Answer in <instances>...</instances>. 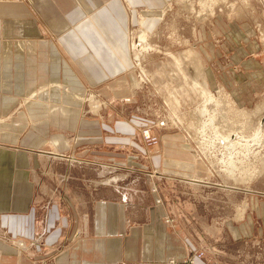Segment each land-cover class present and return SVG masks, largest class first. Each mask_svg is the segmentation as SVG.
Wrapping results in <instances>:
<instances>
[{"label": "crops", "instance_id": "crops-1", "mask_svg": "<svg viewBox=\"0 0 264 264\" xmlns=\"http://www.w3.org/2000/svg\"><path fill=\"white\" fill-rule=\"evenodd\" d=\"M165 4L0 0V84L7 91L0 86V264H159L185 258L188 248H209L195 235L204 230L172 229L164 221L168 208L157 203L165 182L200 176L181 132L160 130L161 153L146 161L130 156H147L134 138L148 121L131 113L142 87L127 72L126 31ZM86 88L108 105L101 117L83 115ZM40 90L75 109L52 120L48 98L29 100ZM68 123L75 129L61 127ZM52 137L65 142L58 148ZM17 241L26 250L18 253Z\"/></svg>", "mask_w": 264, "mask_h": 264}, {"label": "rangeland", "instance_id": "rangeland-1", "mask_svg": "<svg viewBox=\"0 0 264 264\" xmlns=\"http://www.w3.org/2000/svg\"><path fill=\"white\" fill-rule=\"evenodd\" d=\"M162 7L149 10L126 31L131 62L127 72L132 70L134 82L142 87L131 113L148 121L134 138L146 148L147 156H130L146 161L161 153L160 130L181 132L192 147L200 176L195 177L197 182H165L157 203L168 208L164 221L172 229L195 225L204 230L195 235L209 248H188L183 259L170 256L155 263L264 264V0H166ZM10 28L2 27L1 32ZM28 69L25 65L22 70ZM0 86L6 93L3 81ZM43 91L29 100L41 98L31 102L41 105L48 98L46 114L52 120L63 118L65 108L75 109ZM82 101V113L88 116L101 117L108 107L95 90L87 88ZM201 110L207 112L202 116ZM66 125L61 127L75 129ZM258 128L261 140L252 142ZM59 134L67 136V144L71 142L72 137ZM233 135L239 144L228 146L222 139ZM53 137L51 143L58 148L65 142L55 143ZM157 176L156 172L153 179ZM160 185L152 192L159 193ZM17 242L13 245L18 253L20 247L26 250L25 242Z\"/></svg>", "mask_w": 264, "mask_h": 264}, {"label": "bare ground", "instance_id": "bare-ground-1", "mask_svg": "<svg viewBox=\"0 0 264 264\" xmlns=\"http://www.w3.org/2000/svg\"><path fill=\"white\" fill-rule=\"evenodd\" d=\"M145 37H146V35H145ZM144 40H145L144 37H141V40H140V41H141V42H144ZM136 48H137V45L134 43V44H133V49H134L135 51H136ZM134 50H133V51H134ZM139 50H140V49H139ZM210 99H211V98H210ZM205 112H207V110H201V112H200L201 114H200V115L203 116V115L205 114ZM209 118H211V117H209ZM209 123H210V122H209ZM205 127H207V126H205ZM262 127H263V124H262V126H261V124H260V128H262ZM212 128H213V127H212ZM260 130H262V129H259V128L257 129V133H256V135H255V136L253 135V136H254V139H253L252 142H254V141L258 142V140H259V142H260L261 139H258V137H259V133L261 134V131H260ZM148 132H149V131H148ZM263 134H264V132H263ZM263 134H262V135H263ZM260 136H261V135H260ZM218 137H219V136H218ZM220 137H221V136H220ZM233 137H234V138H233ZM238 138H239V137H237V139H238ZM235 139H236V137L233 135V136H231V137H227V136H226V138L223 137L222 140L225 141V142L227 143L228 146H231V145H235V144L237 143V142H235ZM244 139H245V138H243L242 140H244ZM213 141H214V140H213ZM239 141H240V140H239ZM245 141H246V140H245ZM248 141H249V140H247L246 143H248ZM250 141H251V140H250ZM250 141H249V142H250ZM218 142H219V141H218ZM240 142H241V141H240ZM246 143H245V144H246ZM237 144H239V143H237ZM220 147H221V146H220ZM224 147H225V146H224ZM233 147H234V146H233ZM233 149H234V148H233ZM208 150H209V149H208ZM228 150H229V149H228ZM232 156H233V155H232ZM222 162H223V161H222ZM226 163H227V162H226ZM21 246H23V245H21Z\"/></svg>", "mask_w": 264, "mask_h": 264}, {"label": "built area", "instance_id": "built-area-1", "mask_svg": "<svg viewBox=\"0 0 264 264\" xmlns=\"http://www.w3.org/2000/svg\"><path fill=\"white\" fill-rule=\"evenodd\" d=\"M147 135H150V132H147ZM171 264H176L175 262H172Z\"/></svg>", "mask_w": 264, "mask_h": 264}]
</instances>
